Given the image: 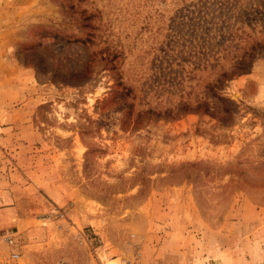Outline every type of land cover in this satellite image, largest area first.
I'll return each mask as SVG.
<instances>
[{"label": "rangeland", "instance_id": "1", "mask_svg": "<svg viewBox=\"0 0 264 264\" xmlns=\"http://www.w3.org/2000/svg\"><path fill=\"white\" fill-rule=\"evenodd\" d=\"M264 264V0H0V262Z\"/></svg>", "mask_w": 264, "mask_h": 264}, {"label": "built area", "instance_id": "2", "mask_svg": "<svg viewBox=\"0 0 264 264\" xmlns=\"http://www.w3.org/2000/svg\"><path fill=\"white\" fill-rule=\"evenodd\" d=\"M17 234L12 232L5 236V241L12 248L11 254L4 258L0 264H23L21 254L18 253L13 247L16 246Z\"/></svg>", "mask_w": 264, "mask_h": 264}]
</instances>
